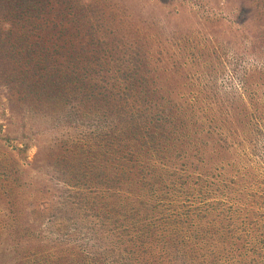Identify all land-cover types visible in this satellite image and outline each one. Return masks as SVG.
Masks as SVG:
<instances>
[{"label": "rangeland", "instance_id": "rangeland-1", "mask_svg": "<svg viewBox=\"0 0 264 264\" xmlns=\"http://www.w3.org/2000/svg\"><path fill=\"white\" fill-rule=\"evenodd\" d=\"M0 264H264V0H0Z\"/></svg>", "mask_w": 264, "mask_h": 264}, {"label": "trees", "instance_id": "trees-1", "mask_svg": "<svg viewBox=\"0 0 264 264\" xmlns=\"http://www.w3.org/2000/svg\"><path fill=\"white\" fill-rule=\"evenodd\" d=\"M107 137H108V136H107ZM101 139H102V138H101ZM107 141H109V140H107ZM110 144H111V143H110ZM171 215H172V214L170 213L169 217L173 218Z\"/></svg>", "mask_w": 264, "mask_h": 264}]
</instances>
